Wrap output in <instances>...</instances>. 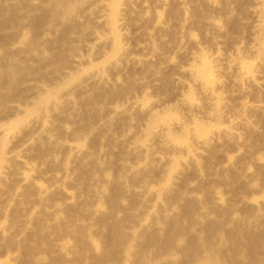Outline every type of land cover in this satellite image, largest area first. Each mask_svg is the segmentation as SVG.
<instances>
[{"label":"bare ground","instance_id":"1","mask_svg":"<svg viewBox=\"0 0 264 264\" xmlns=\"http://www.w3.org/2000/svg\"><path fill=\"white\" fill-rule=\"evenodd\" d=\"M261 75L264 0H0V264H264Z\"/></svg>","mask_w":264,"mask_h":264},{"label":"rangeland","instance_id":"2","mask_svg":"<svg viewBox=\"0 0 264 264\" xmlns=\"http://www.w3.org/2000/svg\"><path fill=\"white\" fill-rule=\"evenodd\" d=\"M245 29H246V31H244L240 35L234 37L232 42H228L225 39L220 38V42L218 44L212 43L209 40V38H208L209 35H206V33L204 31L192 30L191 36H192L193 39L196 40V42L198 43L199 47L204 49V53L208 57V59H211V60L213 59L216 63H222L223 60H221V59L224 58L225 56H233V55L236 54V50H235L236 46H239L240 51H242V52L248 51L250 49L251 42L249 40V31H251V29L247 25H246ZM104 32H105V30H104ZM93 42H91L89 44L90 47H91V48L90 47L89 48L95 50L96 49V43H94V45H95L94 46ZM133 44H132V47H131V45H128L129 47L127 48V50H130V53L133 51V50H131V48L134 49V52L137 51V49L134 48ZM187 46H191L189 40H187ZM134 52H132V53H134ZM137 52H139V51H137ZM137 52L134 53V54L137 55ZM85 53L86 52H84L83 55H85ZM98 55H105V54L99 53ZM98 55L97 56H93L92 55V60L90 61V63L94 59H96V57H97V59H100V60L96 59V61H93L95 63L96 62L98 63V61H102L104 59V56L102 58V56H98ZM217 57H219V58L217 59ZM173 61H175L177 64H179V65H181L183 67H189L190 62H191L190 60H188L187 57H185V56L183 57V56H179V55L174 57ZM90 63L87 64L88 67H90L92 65L91 64L89 66ZM87 65H85V66H87ZM124 71H123L124 74L125 73L127 74L128 72H130L128 70H124ZM42 73H46V74H49V75H56V72L54 71V67L53 66H43ZM261 81L264 82V75L263 76L261 75ZM56 82H58V79H54L52 82L49 81V82H47L46 85H47V87H49L50 84H52V85L57 84ZM180 82L183 83L182 85H185V88H180V91L184 90L186 92L188 90V83H191L192 80L191 79H187V78H183ZM224 90L223 91L227 95L228 93H227L226 89H224ZM175 91H176V89L173 88V89H169V90H160L159 92H155L153 90L152 86H147L143 90L142 96L138 97V95H137L136 101L138 103H144V104H155L157 102H159V103L165 102V106L167 108H170V109L174 108L175 109V107L177 105V102L180 99V94H178V92H176V94H175ZM238 92L239 91H235L234 93H238ZM240 100H242V99H240ZM254 100L255 101L256 100L257 101H262L263 104H264V97L258 98L253 93H249V98H247V100H245V102L249 101V103L251 104L252 102H254ZM225 102L229 103V107L231 109H236L237 111L241 107V105H238L240 103L239 100L237 101V100H231L230 98H226ZM179 111L182 112L181 115L183 116L184 115L183 114L184 111H183L182 108H180V106H179ZM225 119H226V121L229 120L227 117ZM190 121H198V122L207 121L209 123H214L213 121H210L209 119H207L206 117H204L202 114H199V113H196V115L193 116V118ZM258 147L262 150V152H260V153L264 157V142L261 143ZM225 153H226V156L229 157L231 160H235V159L239 160L240 159L242 164L249 165V166H251L253 168L255 167V160L252 158V152H246L245 150H243L242 152H239V151L237 152V151H234L233 149H231L229 147V148H226V149H223L222 151H220V154H225ZM221 157H222V159H224L223 155H221ZM26 173L29 176H32L33 178H36L37 181L42 183V184L46 183L44 178H47V177L50 176V174L47 173L44 176V178H38L37 172L35 170H29V169H27ZM229 196H230V194L225 193L224 194V199H227ZM102 241H104V240H102ZM3 251H4V247H3L2 244H0V259H4ZM0 261H3V260H0Z\"/></svg>","mask_w":264,"mask_h":264}]
</instances>
